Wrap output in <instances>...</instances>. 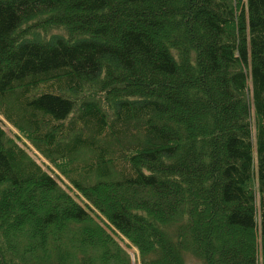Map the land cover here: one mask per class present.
I'll list each match as a JSON object with an SVG mask.
<instances>
[{
    "label": "trees",
    "instance_id": "1",
    "mask_svg": "<svg viewBox=\"0 0 264 264\" xmlns=\"http://www.w3.org/2000/svg\"><path fill=\"white\" fill-rule=\"evenodd\" d=\"M126 248L264 264V0H0V264Z\"/></svg>",
    "mask_w": 264,
    "mask_h": 264
},
{
    "label": "rangeland",
    "instance_id": "2",
    "mask_svg": "<svg viewBox=\"0 0 264 264\" xmlns=\"http://www.w3.org/2000/svg\"><path fill=\"white\" fill-rule=\"evenodd\" d=\"M30 154L39 163H42L44 161V159L35 150H30ZM44 162L46 163V161ZM64 188L67 189L66 186H64ZM127 251L130 254L132 264H134V262L137 260V251L134 248H130V250L127 249ZM183 256H184V264H200V261L189 252H183ZM135 264H137V261L135 262Z\"/></svg>",
    "mask_w": 264,
    "mask_h": 264
}]
</instances>
